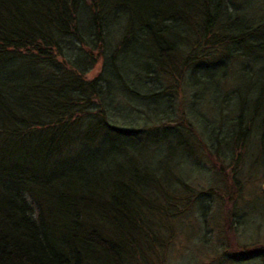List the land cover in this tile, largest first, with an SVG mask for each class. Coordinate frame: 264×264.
Segmentation results:
<instances>
[{
    "label": "trees",
    "instance_id": "1",
    "mask_svg": "<svg viewBox=\"0 0 264 264\" xmlns=\"http://www.w3.org/2000/svg\"><path fill=\"white\" fill-rule=\"evenodd\" d=\"M230 1L0 0V264H162L164 231L197 198L178 161L173 191L142 153L164 147L161 167L206 146L204 129L172 126L168 90L202 46L264 54V16L244 22ZM132 97L142 128L120 110ZM261 110L264 83L210 148L224 158L256 136L263 151ZM228 159L237 170L241 154Z\"/></svg>",
    "mask_w": 264,
    "mask_h": 264
},
{
    "label": "rangeland",
    "instance_id": "2",
    "mask_svg": "<svg viewBox=\"0 0 264 264\" xmlns=\"http://www.w3.org/2000/svg\"><path fill=\"white\" fill-rule=\"evenodd\" d=\"M228 6L230 10L241 7L239 14L244 22L264 16V0H231ZM202 48V55L185 68L184 78L174 86L172 82L167 84L172 86L167 89L171 90L172 126L190 125L197 139L204 129L202 141L206 146L198 149L190 160L182 158L174 147L172 157L161 167L157 162L164 147H156L149 155L142 153L143 160L149 156L153 160L156 172H162L163 167L169 171L159 176L161 180L166 178V188L173 191L180 189L170 175L178 161L177 173L187 180L194 199L197 198L195 207L181 211L170 221L164 231L167 237L159 249L158 260L162 264H264V150L258 151L256 136L250 137L245 145L237 146L234 152L224 151V158L210 148L216 145L217 138L233 131L238 107H242V103L250 106L258 87L264 83V54L233 57L221 46ZM220 58L222 61L218 62ZM101 68L102 60H98L86 78L91 80ZM146 80L157 89L156 81ZM136 98L128 99L131 105H123L120 110L127 112V119H140L137 126L142 128L144 124L139 115L143 114L146 102ZM150 102L154 104L153 100ZM251 111L252 108H248V118ZM263 114L261 110L258 119ZM121 115L117 119L120 124ZM238 154H241L238 171H232L234 165L228 158ZM222 160L227 168L219 173ZM161 222L155 220L152 228L155 233L162 232ZM153 246H156L155 241L150 242L152 250Z\"/></svg>",
    "mask_w": 264,
    "mask_h": 264
}]
</instances>
